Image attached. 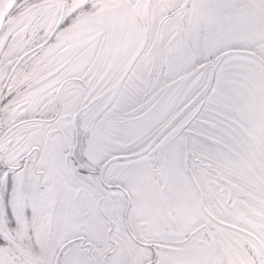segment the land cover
I'll return each instance as SVG.
<instances>
[{
    "label": "snow or ice",
    "instance_id": "snow-or-ice-1",
    "mask_svg": "<svg viewBox=\"0 0 264 264\" xmlns=\"http://www.w3.org/2000/svg\"><path fill=\"white\" fill-rule=\"evenodd\" d=\"M0 264H264V0H0Z\"/></svg>",
    "mask_w": 264,
    "mask_h": 264
}]
</instances>
